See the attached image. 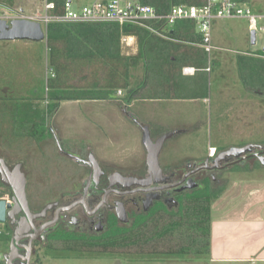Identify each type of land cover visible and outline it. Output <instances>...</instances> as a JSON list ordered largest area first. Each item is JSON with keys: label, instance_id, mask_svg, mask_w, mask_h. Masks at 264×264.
<instances>
[{"label": "rangeland", "instance_id": "1", "mask_svg": "<svg viewBox=\"0 0 264 264\" xmlns=\"http://www.w3.org/2000/svg\"><path fill=\"white\" fill-rule=\"evenodd\" d=\"M13 5H0V17H17L20 14L34 17L41 13L40 0H14ZM249 6L255 13H264V0H249ZM261 26L262 23L258 25ZM249 32L244 20L214 22L212 44L215 50L211 54L213 68L209 75L184 76L181 71L174 70L171 81H160L158 78L152 80L143 63L130 68L131 87L122 89L124 95L133 91L140 99L153 100L157 96L164 99L161 102H139L140 112H135L138 110L135 106L124 108L121 102L62 101L58 105L50 100L51 92L46 90L45 82L51 75L46 69L43 81L33 78L36 92L28 91L27 98L0 101V159L9 170L21 165L28 194L38 195L37 200L43 202L48 199L45 195L56 194L69 187L78 190L77 186L87 177L86 168L58 154L52 133L58 134L64 148L90 149L103 168H107L106 171L118 170L124 175L141 171L138 162L143 156L144 128L151 132V138L159 134L175 135L165 141L161 160L164 167L171 165L178 170L199 166L210 147V153L214 152L213 149L222 153L253 146L248 154L254 153L256 147L264 148V89L244 87L236 67L238 56L264 60L259 55L264 44V32L256 30L254 46L249 43ZM37 44H41L42 54L39 51L36 54L44 56V43ZM121 44L126 56L138 53L135 39L122 40ZM86 74V81L77 79L79 87L87 86L95 79L89 72L81 76ZM29 85L5 80L0 82V91L4 93L18 86L25 90ZM22 94L24 92L19 93ZM29 95H35L36 99ZM135 105L137 107V103ZM131 116L135 119L132 120ZM38 133L43 135V141L36 140ZM203 176L209 180L205 172L196 176V180ZM216 177L218 180L212 187L218 197L211 200V227L219 231L208 253L184 256L173 253L103 255L97 262L88 264H264L262 253L255 255L248 249L242 250L240 260L229 259L237 254L233 252L234 240L222 239V231L225 230L222 221L240 215L255 217L261 213L260 205L255 207V203L256 199L264 198V162L250 157L245 166L232 172L217 173ZM12 195L8 186H0L2 200H8ZM153 228L148 232L155 237L157 230ZM169 236L163 238L159 246L145 249L165 253L182 247L197 248L196 245L188 246L184 237L180 239L179 232Z\"/></svg>", "mask_w": 264, "mask_h": 264}, {"label": "trees", "instance_id": "2", "mask_svg": "<svg viewBox=\"0 0 264 264\" xmlns=\"http://www.w3.org/2000/svg\"><path fill=\"white\" fill-rule=\"evenodd\" d=\"M138 1L160 13L172 5L200 7L205 0ZM13 4L14 0H0V5ZM166 35L169 39L152 35L142 28L118 24H50L45 37L47 68L52 71V76L45 82L47 92H51L50 100L58 105L62 101L103 100L109 91L131 87L129 71L139 63L149 70L152 80L171 81L172 71H182L185 67L197 69L196 74L203 73L201 70L207 65V55L200 47L202 38L195 24L191 21L179 22ZM126 37H134L137 42L138 53L135 56H126L122 50V39ZM259 55L264 57L262 51ZM236 67L244 87L264 89L263 59L238 56ZM86 72L95 79L89 85L79 87L77 79L84 78L86 81L87 74L81 76ZM129 93L131 95L133 91ZM54 107L57 108V105ZM0 186H3L1 181ZM200 186L184 193L178 199L177 209L158 206L147 214L137 216L131 228L115 231L104 242L110 249L102 252L130 255L173 253L183 256L208 253L211 245V200L217 197V191L207 178L201 181ZM151 227H155L157 236L149 235ZM173 232H179L180 239L184 237L188 246L196 245L197 248L182 247L165 253L145 249L159 246L160 241Z\"/></svg>", "mask_w": 264, "mask_h": 264}, {"label": "flooded vegetation", "instance_id": "3", "mask_svg": "<svg viewBox=\"0 0 264 264\" xmlns=\"http://www.w3.org/2000/svg\"><path fill=\"white\" fill-rule=\"evenodd\" d=\"M144 130V163L141 171L127 175L118 170L106 171L107 168H103L90 149L64 148L58 134L52 133L58 154L86 168L87 177L77 186L78 190L69 187L56 194L45 195L48 199L44 200V205V201L37 200L38 195L28 194L26 181V203L30 215L41 214L48 206L51 208L36 219L27 217L21 207L15 208V215L2 224L0 264H88L97 262L103 255L128 256L130 254L102 252L110 249L104 242L115 231L131 228L137 216L147 214L158 206L177 209L178 199L184 193L202 187L201 181L205 176L196 180L201 172L207 174L213 185L218 180L217 173L232 172L237 167L245 166L250 157L259 161L264 158V148L256 147L252 154L248 152L238 157H222L215 169L199 171L184 180L197 168L215 167L216 160L224 152L218 153L215 149L210 153L209 148L203 162L192 169L181 167L182 170H178L171 165L164 167L161 160L164 143L175 135L159 134L151 138L148 128L147 132ZM145 132L150 140L148 148L144 145ZM37 135L38 142L44 140L42 134ZM161 138L164 140L159 144ZM156 148L157 170H154L149 151L153 153ZM12 201L13 195L8 199L11 204ZM170 203L173 206H169Z\"/></svg>", "mask_w": 264, "mask_h": 264}, {"label": "built area", "instance_id": "4", "mask_svg": "<svg viewBox=\"0 0 264 264\" xmlns=\"http://www.w3.org/2000/svg\"><path fill=\"white\" fill-rule=\"evenodd\" d=\"M40 3L41 13L37 16L20 14L17 17L3 16L0 19H27L37 22L45 37L50 24L68 23L128 25L142 28L162 39H169L166 34L177 23L191 21L202 38L200 47L207 55V65L201 71L208 75L213 68L211 54L215 47L212 44V30L215 21L244 20L250 31L254 30L256 33L258 29L264 32V13H255L249 6V0H205L200 7L172 5L167 11L160 13L150 6L142 5L138 0H40ZM260 23L263 26L258 27ZM126 39L135 38L126 37L122 40ZM49 72L52 74L51 70ZM197 72L192 67H185L181 71L184 76L195 75ZM2 233L0 229V238Z\"/></svg>", "mask_w": 264, "mask_h": 264}, {"label": "crops", "instance_id": "5", "mask_svg": "<svg viewBox=\"0 0 264 264\" xmlns=\"http://www.w3.org/2000/svg\"><path fill=\"white\" fill-rule=\"evenodd\" d=\"M43 43L45 51L44 56H41V44L28 41L0 42V82L7 80L18 84H22L23 82L31 84L29 85L28 89H25L27 91H25L22 86L14 87L13 89H9L4 93L0 91V101L7 99H22V97L27 98L28 91L32 90L33 92H36L34 90L35 81L33 80V78H38L39 81H43L45 71L46 69H48L47 49L45 46V42ZM36 51H39V53L41 54H39L38 56L36 54ZM8 76L12 77V79H10ZM4 77H7V79H5ZM20 92H24V94H22L21 96L19 95ZM29 97L32 99H36L35 95H29ZM153 98V100H148L157 102H161L160 100H164L163 97L159 96ZM148 100L138 98V94L124 95V92L122 90H116L109 91L107 97L103 100H79L74 102L104 101L111 104L121 102L123 103L124 108L131 109L135 106V108L138 109L135 112H140L138 103H143L144 101ZM135 103H137V107ZM130 118L132 120L135 119L133 116H131ZM214 150L215 149H213V151ZM143 163L144 157L142 156L140 162H138L139 168L142 167ZM254 196L257 197V195ZM259 200L256 199L257 202L255 203V207L257 205H260L261 207L259 209V211L261 212L259 215L255 217L240 215L238 217H235V219L229 217V220L222 221V226H225V230L222 231V239L224 240L227 238H233V252L237 253L231 256V258L229 259L240 260V255L242 253V250L244 249L253 251L255 255H257L258 253H262V255H264V205H261L264 203V198L263 200L261 199L262 201ZM218 231V229L215 231L213 226L211 227V245L215 240V236L218 235Z\"/></svg>", "mask_w": 264, "mask_h": 264}, {"label": "water", "instance_id": "6", "mask_svg": "<svg viewBox=\"0 0 264 264\" xmlns=\"http://www.w3.org/2000/svg\"><path fill=\"white\" fill-rule=\"evenodd\" d=\"M12 41H28V42H45V35L41 30L40 24L34 21L27 19H13L7 21L5 19H0V42H12ZM256 42V33L254 30L249 32V43L251 46H254ZM262 52L264 53V45L262 47ZM144 145L148 148L150 140L148 135H144ZM164 138L158 142L159 144L163 142ZM254 147L246 146L243 148L228 150L220 155V157L215 162V167H200L192 171L190 174L184 177V180L191 174L198 173L202 170H212L216 168L218 161L225 156L228 157H238L241 154L250 152ZM149 159L152 162L153 169L157 170V155L158 148L155 152L151 153L149 151ZM261 161H264V158H261ZM0 175L1 182L3 185L8 186L13 194V204L6 201L5 199L0 200V224H5L7 218H12L15 215V208L21 207L24 211V214L30 219L40 218L44 213L49 210L51 207H46L41 214L30 215L26 203V177L21 171V165H16L14 168L9 170L4 162L0 159ZM126 179V178H125ZM173 186H170L171 188Z\"/></svg>", "mask_w": 264, "mask_h": 264}]
</instances>
